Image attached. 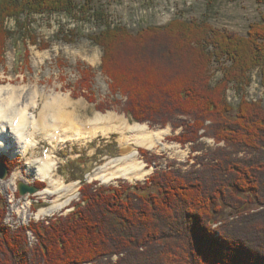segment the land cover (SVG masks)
<instances>
[{
  "label": "trees",
  "instance_id": "obj_1",
  "mask_svg": "<svg viewBox=\"0 0 264 264\" xmlns=\"http://www.w3.org/2000/svg\"><path fill=\"white\" fill-rule=\"evenodd\" d=\"M94 1L0 0V65L16 35L8 22L36 45L33 15L92 18L104 26L90 38L103 49L101 68L111 94L122 97L120 110L151 128H182L170 140L194 151H204V138L218 146L202 152L186 173L158 168L144 182L117 187L82 180L72 212L30 224L38 238L33 249L26 228L4 226L0 194V264H264V103L235 107L225 99L230 83L248 84L255 70L264 88V15L246 36L179 16L133 33L111 24ZM71 36L63 40L73 42ZM216 64L218 82L211 73ZM90 72H82L76 89L93 104L96 98L86 93ZM139 152L147 166L158 167L160 156ZM2 160L11 175L19 161Z\"/></svg>",
  "mask_w": 264,
  "mask_h": 264
},
{
  "label": "rangeland",
  "instance_id": "obj_2",
  "mask_svg": "<svg viewBox=\"0 0 264 264\" xmlns=\"http://www.w3.org/2000/svg\"><path fill=\"white\" fill-rule=\"evenodd\" d=\"M76 2L78 5L85 4V0H76ZM94 2L96 8L104 10L111 24L123 25L133 33L150 27V25L165 27L179 16L189 21L208 19L218 29L246 36L250 26L260 21L264 15V0L262 2L258 0H215L214 3L210 0H95ZM30 18L29 30L30 34L34 35L38 41L36 45L31 44L30 39H23L24 31L18 32L15 21H10L7 24L13 31L16 30V35L6 45L5 62L0 65V86L14 87L24 93V95L15 94L16 98L21 99L24 104L22 105L21 102L17 104L12 100L13 106L24 107L25 104L33 101L27 106L28 116L34 115L39 118L38 116L43 111L46 102L54 104L56 98L58 100L65 99L69 103L68 109H75L77 115L83 119L91 118L96 113L113 112L126 117L132 123L133 120L120 110L119 104L122 102V97L111 94L110 85L112 81L104 75L101 68L103 49L95 45L90 38L104 29L103 24L96 23L92 18H84L80 14H75V16L66 14L33 15ZM22 21H25V16ZM70 31L74 33V36H71L73 42H66L63 37ZM43 44L47 45L46 48L42 47ZM94 50L98 51L100 58L95 63L92 61ZM88 70L91 71V89H88L86 93L93 94L96 98L97 102L93 104L76 89V83L82 77V72ZM211 73L214 82H218L222 78V71L218 64L212 66ZM248 82L246 85L229 84L225 99L231 106L237 107L242 101L264 103V88L260 85L259 70L251 73ZM99 103L107 104L110 109L106 108L105 112L99 111L97 109ZM14 113L15 111L11 112L7 120H10ZM5 120V116L0 117L1 124H4ZM37 127L34 128L35 130L28 129L26 134L27 137H34L33 139L38 143L35 150L32 151L31 149L27 156H18L17 169L13 170L14 172L4 180H0V194L6 210H8V201L6 204L5 198L8 194L6 188L14 182L15 172H19V176L15 179L17 183L20 181L27 184H35L36 181L44 182L40 179H32L26 173L28 171L26 164L30 160H42L48 154L47 152H50L52 154L50 155L57 161V177L62 178L67 183L80 182L79 186L81 187V182L84 180L97 182L99 186H117L121 182L130 184L144 182L158 168H172L186 173L191 169V164L195 162V159L202 156V152L208 151L210 153L218 146L213 139L207 138L202 139L201 142L204 145V151H194L191 145L182 146L180 143L170 140V137L179 134L182 128L173 130L172 126L169 125L166 128L170 127L171 132L164 139L167 148L164 150L146 148L151 154L161 157L157 164L158 167L155 164L147 166L144 157L139 152V158L145 167L152 170L148 176L134 182L116 178L110 183H103L92 179V176L110 159L120 157L123 153L124 148H121L122 145L119 143L117 134H112L109 137L98 136L86 142L76 140L49 142L42 136L43 134H40V129ZM141 148L143 147L137 148L138 151ZM1 158L12 159L10 154L0 155ZM44 183L46 184V182ZM46 186L41 189V192L46 189ZM80 187L78 188L80 189ZM79 194L78 191L68 208L65 207L62 211L55 212V217L67 215L74 210L75 207H72V203L79 200ZM27 195L30 194L23 197ZM41 197L45 201L42 200L41 204L46 205L45 203H47V208L49 205H55L56 196L41 195ZM40 207L37 206L32 217L38 219Z\"/></svg>",
  "mask_w": 264,
  "mask_h": 264
},
{
  "label": "bare ground",
  "instance_id": "obj_3",
  "mask_svg": "<svg viewBox=\"0 0 264 264\" xmlns=\"http://www.w3.org/2000/svg\"><path fill=\"white\" fill-rule=\"evenodd\" d=\"M99 59L98 51L94 50L92 61L95 63ZM15 94L24 95L17 88L0 86V117L5 116L6 119L4 124L0 123V155L10 154L12 158H15L27 156L31 149L32 151L35 150L38 143L33 139V136V138L27 137L26 134L28 129L35 130L37 125L40 134H43L42 136L49 142H69L72 140L86 142L98 136L109 137L112 134H117L119 143L122 145L121 148L131 149L122 153L120 157L112 158L106 162L93 174L92 179L103 183H110L116 178L134 182L144 179L152 172L140 160L137 148L143 147L150 150L167 148L164 139L171 132L170 127L157 130L150 129L147 124L131 123L126 117L113 112L96 113L91 118L83 119L77 115L75 109H68L67 100H58V98L54 100L56 102L54 104L46 102L43 111L37 118L34 115L28 116L27 113V106L33 101L27 102L28 104H25L24 107L13 106L12 100L17 104L21 102V99L18 100ZM21 104L24 103L21 102ZM14 111L15 113L11 115L10 120H7L11 112ZM47 153L42 160L34 159L26 164V168H28L26 173L32 179H40L47 184L46 189L40 195L56 196L55 205H49L48 208L42 207L39 215H48L46 213L59 212L65 207L68 208L69 203L77 196L78 187H80V182L67 183L62 178L57 177V161L50 152ZM17 176H19V172L14 173L13 184ZM16 190H18V186ZM31 220H27V226ZM8 225L9 223L4 221V226L13 230ZM20 227L16 226V230Z\"/></svg>",
  "mask_w": 264,
  "mask_h": 264
},
{
  "label": "built area",
  "instance_id": "obj_4",
  "mask_svg": "<svg viewBox=\"0 0 264 264\" xmlns=\"http://www.w3.org/2000/svg\"><path fill=\"white\" fill-rule=\"evenodd\" d=\"M6 189L8 191V194L5 198H6V204L8 201L7 204L8 210L6 211L7 214L4 221L8 222L9 223L8 226L12 227L13 230H16V226H27L28 219H36L32 217L34 213L32 207L34 204L40 203V197L35 195H27L25 197L17 196L15 183L10 184L9 186H7ZM42 216L45 217L47 215H37L38 219L43 218ZM37 243L38 241L34 233L28 230L27 232L28 248L29 249L35 248Z\"/></svg>",
  "mask_w": 264,
  "mask_h": 264
},
{
  "label": "water",
  "instance_id": "obj_5",
  "mask_svg": "<svg viewBox=\"0 0 264 264\" xmlns=\"http://www.w3.org/2000/svg\"><path fill=\"white\" fill-rule=\"evenodd\" d=\"M131 148L125 150L123 149V153H126L130 150ZM9 168L7 166V164L3 161L0 162V180H4L7 176H8V173H9ZM18 189H19V193L20 195H26V194H31V195H34V194H37L40 192V188L37 187V186H34V185H29V184H26V183H22L20 182L18 184Z\"/></svg>",
  "mask_w": 264,
  "mask_h": 264
}]
</instances>
